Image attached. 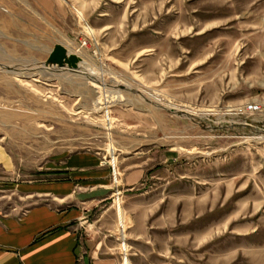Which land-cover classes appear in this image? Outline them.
Wrapping results in <instances>:
<instances>
[{"label":"rangeland","instance_id":"rangeland-1","mask_svg":"<svg viewBox=\"0 0 264 264\" xmlns=\"http://www.w3.org/2000/svg\"><path fill=\"white\" fill-rule=\"evenodd\" d=\"M64 1L78 36L50 24L35 0H0V179H51L44 172L58 157L96 153L117 187L115 230L125 232L121 162L147 153L145 165L158 173L143 188L153 194L160 183L173 264H264V0ZM90 2L123 21L131 46L154 44L142 67L130 73L102 59L80 9ZM174 23L176 73L157 46ZM87 30L94 44L77 53ZM57 44L98 75L47 64ZM115 97L123 101L104 104ZM154 97L196 114L172 112ZM248 104L259 110L233 115Z\"/></svg>","mask_w":264,"mask_h":264},{"label":"crops","instance_id":"crops-1","mask_svg":"<svg viewBox=\"0 0 264 264\" xmlns=\"http://www.w3.org/2000/svg\"><path fill=\"white\" fill-rule=\"evenodd\" d=\"M35 1L44 18L65 36L81 34L78 22L77 28L72 26L73 19L64 0ZM98 6L81 3L80 9L98 40L102 59L114 64L117 70L142 67L154 44L131 46L129 30L125 28L124 32L123 21L112 22L109 13L99 12ZM177 33V23L171 24L168 37L157 44L163 51L162 58L171 66L175 63L173 73L179 59ZM77 74L87 76L82 70H77ZM140 78L154 84L146 75ZM148 156L138 153L121 162L124 191L121 210L123 219L129 223L125 232L115 230L110 213L116 211L117 187L111 183L108 165L96 153L77 152L58 157L44 172L51 179L30 182L0 179V192L11 193L9 197L0 196V264H127L122 263L124 253L119 245L122 240L126 243L129 264H173L172 247L176 244H171V233L162 236L161 232L160 183H152L158 186L153 194L143 188L149 172L154 177L158 173L155 166L145 165L150 160ZM172 216L175 220L171 213L168 218L172 220ZM173 238L176 241L177 236Z\"/></svg>","mask_w":264,"mask_h":264},{"label":"built area","instance_id":"built-area-1","mask_svg":"<svg viewBox=\"0 0 264 264\" xmlns=\"http://www.w3.org/2000/svg\"><path fill=\"white\" fill-rule=\"evenodd\" d=\"M85 40H79L78 41V45H77V50L76 52L79 53L82 51L83 48L87 47L88 43H92L94 44V39L91 33H89V31L87 30V33H85V35H83ZM259 110L258 106H254L252 104H248V105H244L238 109H235L233 115H242V114H254ZM111 173L113 176V182L116 183V177H117V171H116V166L113 162V160H111ZM119 192H116V195H118ZM121 248H122V252L124 253V258L123 260L127 259L125 252H126V246H125V241L122 240L121 243Z\"/></svg>","mask_w":264,"mask_h":264},{"label":"bare ground","instance_id":"bare-ground-1","mask_svg":"<svg viewBox=\"0 0 264 264\" xmlns=\"http://www.w3.org/2000/svg\"><path fill=\"white\" fill-rule=\"evenodd\" d=\"M66 50V49H65ZM67 51V50H66ZM76 53V52H75ZM67 54L68 55H70V54H73V53H68L67 52ZM77 54V53H76ZM76 54H73V55H75L76 56ZM77 57L79 58V56L77 55ZM80 59V62L78 63V65H77V70H78V68H81L82 69V71H84L85 73H86V75L87 76H89V77H95V74H97L96 72H94L93 70H92V68L89 66V64H87V63H84L82 60H81V58H79ZM77 70H72V72L74 73V72H77ZM98 75V74H97ZM93 77V78H94ZM96 84V83H95ZM121 84V83H120ZM97 85V84H96ZM99 85V84H98ZM122 85H124V84H122ZM104 86V85H103ZM98 87H100V86H98ZM124 87H127V88H129V89H131V87L129 86V85H124ZM102 89V88H101ZM141 93H143V90H141ZM146 93V92H145ZM147 94H149V93H147ZM150 96V95H149ZM151 97H153L152 95H151ZM159 103H161L164 107H166V108H168V109H170L172 112H181V113H183L184 115H192V114H196V113H194L193 111H191V110H189V109H187V108H185V107H183V106H177V105H174V104H171V103H169V102H167V101H165V100H161V99H158V98H156V97H154ZM153 98V99H154ZM110 100V99H109ZM113 101H119V102H122L123 101V99L122 98H120V97H115L114 98V100H111V101H107V102H105L104 104H107V103H113ZM202 115V114H201ZM200 116V115H199ZM122 232V231H121ZM126 260V259H125ZM127 261V260H126ZM123 262H124V260H123ZM127 264H128V262H127Z\"/></svg>","mask_w":264,"mask_h":264},{"label":"water","instance_id":"water-1","mask_svg":"<svg viewBox=\"0 0 264 264\" xmlns=\"http://www.w3.org/2000/svg\"><path fill=\"white\" fill-rule=\"evenodd\" d=\"M80 59L73 55L67 54V51L62 45H55L47 58V64L56 65L59 68L66 66L70 70H76Z\"/></svg>","mask_w":264,"mask_h":264}]
</instances>
